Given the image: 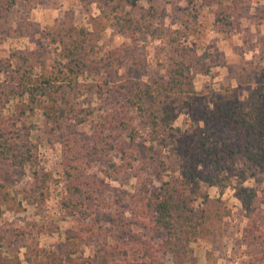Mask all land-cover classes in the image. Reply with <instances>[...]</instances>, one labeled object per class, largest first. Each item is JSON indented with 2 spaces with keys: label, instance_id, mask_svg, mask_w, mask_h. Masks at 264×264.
Returning a JSON list of instances; mask_svg holds the SVG:
<instances>
[{
  "label": "trees",
  "instance_id": "16d2710c",
  "mask_svg": "<svg viewBox=\"0 0 264 264\" xmlns=\"http://www.w3.org/2000/svg\"><path fill=\"white\" fill-rule=\"evenodd\" d=\"M19 1L0 0V21ZM81 1L96 2L100 11L91 17L89 26H63L58 21L49 26L56 49L54 61L62 65L60 75L41 65L36 71L30 56L22 51L0 58V160L14 167L36 165L39 145L23 128H27L30 113L38 109L43 112L47 133L63 130L71 112L76 126L93 123L91 133L75 131L64 143L63 165L69 177L79 171L78 178H82L85 171L95 168L113 177L119 168L132 167L144 128L149 132L145 139L152 144L159 141L167 145L170 139L172 151L181 159L180 175L164 181L161 192L147 198L146 227L157 251L170 256L169 264H186L191 244L203 230V217L196 206L201 184L227 186L233 172L243 178L248 173L264 175V65H258L259 70L243 81L250 85L246 97L238 95L232 86L223 87L198 118L193 115L184 129L175 127L182 110H190L196 100L192 68L198 57L190 37L198 32V13L192 12L191 23L172 29L166 25V10L160 8L159 0H147L144 8H139L141 0ZM203 1L216 4L221 12L228 8L224 0ZM180 11L188 17L189 11ZM231 23L227 19L226 24ZM108 27L116 28L127 41L103 49L99 42ZM2 33L0 43L5 39ZM146 40H162L163 46L167 45L165 58L158 61L160 73L146 81L125 78L110 86L108 90L118 92L123 99L106 113L99 114L96 107L74 105L72 92L78 89L89 66H98L108 74L103 82L98 80V91L104 93V83L110 84L121 60L141 65L137 54L146 48ZM94 73L91 68L89 74ZM243 82L239 79V84ZM114 154L120 156L121 163L115 161ZM91 177L86 179V187L75 181L67 188L63 204L77 215L74 229L65 231L66 242L29 249L25 254L29 264H152L146 258H133L137 249L130 242L122 247L113 235L100 236L86 220L85 213L91 208L87 202L102 190L97 171ZM243 191L246 187L239 188V196L250 206L253 196L246 203ZM7 232L0 231V249ZM25 233L16 236L23 238ZM91 241L96 242L93 255H78L79 247Z\"/></svg>",
  "mask_w": 264,
  "mask_h": 264
},
{
  "label": "rangeland",
  "instance_id": "374dc122",
  "mask_svg": "<svg viewBox=\"0 0 264 264\" xmlns=\"http://www.w3.org/2000/svg\"><path fill=\"white\" fill-rule=\"evenodd\" d=\"M159 3L166 10V25H172V29L191 23L189 18L198 13V32L190 37L198 57L192 68L196 100L190 110H182L174 124L184 129L194 119L193 115L198 118L204 108L212 105L214 94L223 87L232 86L238 95L247 96L250 85L243 81L248 74L259 70L258 65H264V0H224L228 7L225 12L203 0H159ZM147 6V0L139 2V8ZM180 9L189 11L188 17ZM99 14L96 2L20 0L0 21V31L5 37L0 43V58H7L11 51H22L30 56L36 71L41 65L46 71L60 75L58 68L62 65L54 61L56 49L49 26L56 21L63 26H89L91 17ZM227 19L232 23L226 24ZM124 41H127L125 36L116 28L108 27L102 32L99 45L107 49ZM163 45L162 40H146V48L137 54L139 66L131 60H121L110 84L104 83V93L98 91V80L103 82L108 74L98 66H89L79 80L78 89L72 92L74 105L96 107L99 114L118 107L123 95L109 91V87H115V83L120 84L125 78L146 81L160 73L158 61L165 58L168 50ZM91 68L94 75L89 74ZM26 122L23 132L29 133L30 140L39 145L36 165L14 167L0 160V205L6 206L4 209L0 206V216L5 214L0 219V231H8L0 249V264H29L25 260L29 249L59 241L65 243V231L74 229L77 215L63 204L67 188L75 181L86 187V179H92L93 171L98 173L102 190L87 202L91 208L85 213L86 220L100 236L113 235L122 247L130 242L137 249L132 252L133 258H146L152 264L170 263V256L157 251L156 241L146 227L147 198L160 193L164 181L180 175L181 159L172 151L170 139L167 145L159 141L152 144L145 139L149 132L144 128L140 130L132 167L119 168L113 177L99 172L100 168L85 171L82 178H78L79 171L69 177L63 165L64 143L75 131L80 135L91 133L93 123L76 126L71 112L63 130L47 133L40 109L31 112ZM113 157L121 163L119 155ZM240 187L247 189L242 193L246 203L253 196L250 206L240 198ZM197 195L203 230L192 242L186 264H264V175L248 173L243 178L233 172L227 186L202 183ZM23 232H26L23 238L16 236ZM95 248L96 242L91 241L79 247L78 255H93Z\"/></svg>",
  "mask_w": 264,
  "mask_h": 264
},
{
  "label": "crops",
  "instance_id": "0c3cea01",
  "mask_svg": "<svg viewBox=\"0 0 264 264\" xmlns=\"http://www.w3.org/2000/svg\"><path fill=\"white\" fill-rule=\"evenodd\" d=\"M4 205H5V204H4V203H2V204L0 205V206H1V208H3V209H4V208H6V206H4ZM2 216H5V214H3V213H2V215L0 216V217H1L0 219H2Z\"/></svg>",
  "mask_w": 264,
  "mask_h": 264
}]
</instances>
